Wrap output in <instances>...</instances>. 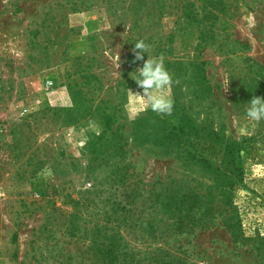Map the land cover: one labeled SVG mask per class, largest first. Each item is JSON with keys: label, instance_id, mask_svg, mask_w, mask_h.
Segmentation results:
<instances>
[{"label": "rangeland", "instance_id": "obj_1", "mask_svg": "<svg viewBox=\"0 0 264 264\" xmlns=\"http://www.w3.org/2000/svg\"><path fill=\"white\" fill-rule=\"evenodd\" d=\"M254 96L264 0H0V264H264Z\"/></svg>", "mask_w": 264, "mask_h": 264}, {"label": "clouds", "instance_id": "obj_2", "mask_svg": "<svg viewBox=\"0 0 264 264\" xmlns=\"http://www.w3.org/2000/svg\"><path fill=\"white\" fill-rule=\"evenodd\" d=\"M150 51L149 44L144 40H138L133 48L135 56L133 62L144 60V54ZM133 74L131 78L142 89V93H133L130 89L129 92L139 101L141 108L151 109L152 112L162 117L171 116L175 101L170 95V89L173 83L179 84L180 81L178 79L174 81L172 74L164 67L163 57L148 56V59ZM246 117L255 122L264 120V98L254 96L248 102Z\"/></svg>", "mask_w": 264, "mask_h": 264}, {"label": "trees", "instance_id": "obj_3", "mask_svg": "<svg viewBox=\"0 0 264 264\" xmlns=\"http://www.w3.org/2000/svg\"><path fill=\"white\" fill-rule=\"evenodd\" d=\"M108 120H109V118H108ZM107 253H109V255L112 254V250H108ZM108 259H109L110 261L112 260L110 257H108Z\"/></svg>", "mask_w": 264, "mask_h": 264}]
</instances>
